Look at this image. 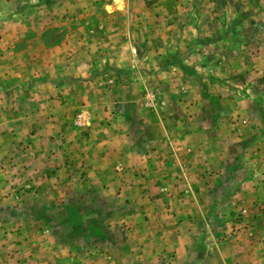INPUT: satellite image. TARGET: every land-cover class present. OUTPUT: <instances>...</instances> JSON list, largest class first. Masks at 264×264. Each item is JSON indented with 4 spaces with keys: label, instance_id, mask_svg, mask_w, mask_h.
Returning a JSON list of instances; mask_svg holds the SVG:
<instances>
[{
    "label": "rangeland",
    "instance_id": "rangeland-1",
    "mask_svg": "<svg viewBox=\"0 0 264 264\" xmlns=\"http://www.w3.org/2000/svg\"><path fill=\"white\" fill-rule=\"evenodd\" d=\"M262 253L264 0H0V264Z\"/></svg>",
    "mask_w": 264,
    "mask_h": 264
},
{
    "label": "crops",
    "instance_id": "crops-1",
    "mask_svg": "<svg viewBox=\"0 0 264 264\" xmlns=\"http://www.w3.org/2000/svg\"><path fill=\"white\" fill-rule=\"evenodd\" d=\"M253 255L251 254V255H249L248 257L247 256H245L243 259L241 258L239 261V263L240 264H242V263H246V264H248V262H251V261H255V262H257V261H261L262 262V260H264V254L262 253L260 256H254V257H252ZM242 262V263H241ZM263 263V262H262Z\"/></svg>",
    "mask_w": 264,
    "mask_h": 264
}]
</instances>
